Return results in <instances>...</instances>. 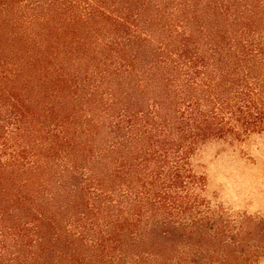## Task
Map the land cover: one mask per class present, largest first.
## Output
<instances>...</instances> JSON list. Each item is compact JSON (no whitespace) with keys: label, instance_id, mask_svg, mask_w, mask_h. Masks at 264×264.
Segmentation results:
<instances>
[{"label":"trees","instance_id":"trees-1","mask_svg":"<svg viewBox=\"0 0 264 264\" xmlns=\"http://www.w3.org/2000/svg\"><path fill=\"white\" fill-rule=\"evenodd\" d=\"M261 134L264 0H0V264H264L194 162Z\"/></svg>","mask_w":264,"mask_h":264},{"label":"rangeland","instance_id":"rangeland-1","mask_svg":"<svg viewBox=\"0 0 264 264\" xmlns=\"http://www.w3.org/2000/svg\"><path fill=\"white\" fill-rule=\"evenodd\" d=\"M194 162L208 178L209 196L228 213L264 217V134L245 142H208Z\"/></svg>","mask_w":264,"mask_h":264}]
</instances>
